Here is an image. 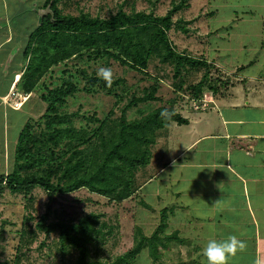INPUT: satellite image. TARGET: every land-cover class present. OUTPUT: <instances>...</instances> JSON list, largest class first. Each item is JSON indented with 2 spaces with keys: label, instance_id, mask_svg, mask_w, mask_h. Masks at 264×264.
Segmentation results:
<instances>
[{
  "label": "rangeland",
  "instance_id": "obj_1",
  "mask_svg": "<svg viewBox=\"0 0 264 264\" xmlns=\"http://www.w3.org/2000/svg\"><path fill=\"white\" fill-rule=\"evenodd\" d=\"M181 2L185 6L179 12H174L168 37L177 53L214 64L216 70L213 69L210 74L212 86H220L218 84L223 77H228L232 84L235 71L229 69L239 61L244 63L251 58L263 61V54L251 57L253 51L246 55L240 45L241 42L252 44L256 40L254 38L253 41L251 29L258 31L260 24L257 22L264 19V0H63L59 8L64 15L76 17L88 15L109 19L121 11L129 15L137 12L165 17ZM24 15L20 20L29 21L28 24L32 23V26L40 17L37 11L35 14L28 11ZM143 39L147 42L149 37L144 36ZM261 44L262 41L256 40L258 48H261ZM257 47L251 48L258 50ZM258 51L260 55L262 52L260 49ZM161 59L158 52L153 54L147 74H143L102 55L83 60L72 58L51 68L28 97L24 98L18 86L16 98L11 96L10 99L19 100V104L12 103L10 106L18 107L16 110H19V114L10 116L9 134L3 137L0 130V174H8L13 169L18 137L29 119L39 125L34 131L36 135L50 129L70 128L78 133H86L88 139L102 122L107 121L111 126L113 121L120 118L121 109L129 99L134 95L142 97L144 90H150L157 84L156 80H160L156 95L159 101L132 108L127 113L128 120L140 119L161 107L173 109L189 124L197 113H212L210 103L213 96L209 87L202 97L206 99L208 107L195 110L192 106L194 86L201 81L205 70L188 67L175 77L174 65L163 64ZM24 63L23 69L28 61ZM102 68H110L113 82L119 81L118 85L111 84L110 87L117 89L115 92L123 96V102L116 103L117 98L106 95L100 86L91 84L80 73L86 71L88 76L102 79L98 75ZM68 79L78 91L66 98L64 103L55 106L57 114L68 115L69 118L56 124L54 120L50 121L54 115L45 98H50L52 90L67 87L65 81ZM111 111L113 116H109ZM73 114L77 116L73 117ZM186 126L171 122L159 132L156 146L152 148L151 164L145 170L146 178L150 174L154 177L134 197L123 203H112L108 198L86 189L59 196L51 203L47 193L39 188L29 195L13 194L8 190L0 194V259L8 264H76L78 251L72 250V254L65 258L59 252V232L46 236L38 230L37 224L43 216L48 215V223L61 225L68 232L75 229L71 234L86 246L87 263L112 264L141 241L142 249L132 264H141L142 252L147 257L144 264H207L203 249L212 235L220 231L217 224L220 218L217 201L213 200V185L208 186L205 181L209 179L208 173L203 171L206 166L203 159L205 154L200 152L201 160L188 164L196 167L201 161L203 167L198 171L186 166L185 162L181 163L190 138L195 136L191 135L193 130L186 131ZM105 133H108V129H105ZM67 143V138H64L61 145L55 148L59 156L64 157L69 150ZM208 143L204 142L202 148H206ZM92 149L93 143L83 150L90 153ZM44 152V157L50 156L49 151ZM166 164H170V167H166ZM188 176L191 185L185 180ZM201 176H204L205 186L202 190H196L194 184ZM84 227L89 231L83 230ZM143 238L145 241H142Z\"/></svg>",
  "mask_w": 264,
  "mask_h": 264
},
{
  "label": "trees",
  "instance_id": "obj_2",
  "mask_svg": "<svg viewBox=\"0 0 264 264\" xmlns=\"http://www.w3.org/2000/svg\"><path fill=\"white\" fill-rule=\"evenodd\" d=\"M62 1L44 0L40 7L43 14L38 28L29 35L23 54L28 65L23 69L22 83L19 85L25 96L38 88L51 68L72 58L91 59L94 55L120 61L124 66L143 74H147L150 59L157 52L163 64L174 65L175 77L188 67L204 69L205 75L194 86L192 103L195 99L202 100L204 90L208 87L215 99L223 96V93L234 85L233 80L231 84L228 77H223L222 82L218 84L220 86H212L210 74L213 69L216 70L213 63L177 53L172 47L168 31L173 25L174 12L182 10L184 2L175 6L165 17L137 12L129 15L121 11L109 19H102L88 15H64L59 8ZM144 36L149 37L147 42L144 41ZM80 73L90 80L91 84L100 86L106 95L117 98L116 103L123 102V96L115 92L117 89L109 87L104 80L94 75L88 76L86 71ZM156 82L152 89L144 90L142 97L132 96L121 109L120 118L113 121L111 126L107 121L102 122L88 139L86 133H78L70 128L50 129L36 135L34 131L39 125L29 119L18 137L13 169L8 174H0V194L8 190L13 194L29 195L39 188L47 193L50 203L59 196L82 189L108 198L112 203H123L134 197L139 189L154 177L150 174L146 178L145 170L151 164L152 148L156 146L159 132L165 130L171 122L180 126L189 124L187 119L173 109L163 107L140 119L128 120L127 113L132 108L139 104L159 101L156 95L160 89V80ZM65 84L67 87L52 90L50 98H45L50 104L49 110L54 115L50 121L54 120L56 124H61L69 118L68 115L57 114L55 106L64 103L66 98L78 91L70 79L66 80ZM118 84L119 81L112 82V86ZM165 110L172 114L170 119L162 118L161 113ZM75 115L73 114V117ZM113 115L111 111L109 116ZM48 116L50 117L49 114ZM94 119L97 121L95 117ZM105 129H108L107 134ZM64 138H67L69 150L63 157L59 156L55 148L61 145ZM75 143L78 144L74 145ZM92 143V151L86 153L83 149ZM44 151H49L50 156L44 157ZM37 228L46 236L60 233L59 252L63 258L75 250L79 253L76 264H107L87 263L86 246L71 234L75 229L68 232L61 225L48 223V215L41 218ZM83 230L89 231L87 227ZM141 249L140 241L132 250L117 257L112 264H132ZM0 264L8 263L0 259Z\"/></svg>",
  "mask_w": 264,
  "mask_h": 264
},
{
  "label": "crops",
  "instance_id": "obj_3",
  "mask_svg": "<svg viewBox=\"0 0 264 264\" xmlns=\"http://www.w3.org/2000/svg\"><path fill=\"white\" fill-rule=\"evenodd\" d=\"M43 3L44 0H0V130L3 137L9 134L10 116L19 114L10 106L13 102L10 97L20 85L24 49L30 33L40 22ZM35 10L40 17L33 26L29 21L20 20L26 12L35 14ZM257 23L259 30L252 28L251 31L253 41L254 38L262 41L261 48L255 45L256 40L240 45L246 55L253 51L251 57L264 55V19ZM251 47H257L262 53L259 55ZM229 70L235 71L234 85L223 96L212 98V113H197L186 126V131L193 130L191 135L195 136L190 138L181 163L198 171L203 167L201 161L196 167L188 164L201 160L200 152L205 154L203 171L209 178L205 181L208 186L213 185V200L217 201L220 218L219 237L213 234L212 239L221 241L235 235L247 244L245 251L230 257L229 264H257L258 260L264 264V58L263 61L255 58L244 63L239 61ZM204 142H210L206 148H202ZM201 177L194 184L196 190L205 186L204 176ZM189 179L185 180L191 185Z\"/></svg>",
  "mask_w": 264,
  "mask_h": 264
},
{
  "label": "clouds",
  "instance_id": "obj_4",
  "mask_svg": "<svg viewBox=\"0 0 264 264\" xmlns=\"http://www.w3.org/2000/svg\"><path fill=\"white\" fill-rule=\"evenodd\" d=\"M98 75L107 83L109 87L111 86L113 82V72L110 68L100 69ZM26 97L28 96H24V98ZM171 115L172 114L167 112V110L161 113L162 118L165 119H170ZM246 248L247 244L245 241L239 239L235 235H230L221 241L210 239L204 247L202 254L206 257L207 264H229L230 257H234L238 252L245 251ZM146 259V254L142 252L141 264H144ZM257 264H260L259 260L257 261Z\"/></svg>",
  "mask_w": 264,
  "mask_h": 264
},
{
  "label": "built area",
  "instance_id": "obj_5",
  "mask_svg": "<svg viewBox=\"0 0 264 264\" xmlns=\"http://www.w3.org/2000/svg\"><path fill=\"white\" fill-rule=\"evenodd\" d=\"M16 92L14 91V92H12V97L13 98H16ZM12 98V99H13ZM13 104H19V102H18V100L17 99H15V101L13 100V102H12ZM22 102L20 101V104H21ZM208 103H207V101H206V99H202V100H198V101H194L193 103H192V106H193V109H195V110H198V109H200V108H202L203 110H205V108H207L208 107V105H207ZM210 104H212V103H210ZM13 108H15V109H17L18 107H13Z\"/></svg>",
  "mask_w": 264,
  "mask_h": 264
}]
</instances>
